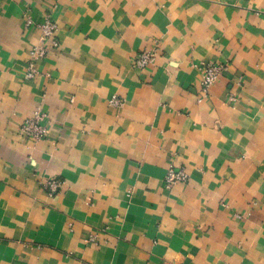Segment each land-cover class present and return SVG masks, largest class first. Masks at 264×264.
I'll return each instance as SVG.
<instances>
[{
  "label": "crops",
  "instance_id": "1",
  "mask_svg": "<svg viewBox=\"0 0 264 264\" xmlns=\"http://www.w3.org/2000/svg\"><path fill=\"white\" fill-rule=\"evenodd\" d=\"M48 13L61 46L28 79ZM0 264H264V0H0Z\"/></svg>",
  "mask_w": 264,
  "mask_h": 264
},
{
  "label": "built area",
  "instance_id": "2",
  "mask_svg": "<svg viewBox=\"0 0 264 264\" xmlns=\"http://www.w3.org/2000/svg\"><path fill=\"white\" fill-rule=\"evenodd\" d=\"M31 19L28 20V24H31ZM40 30L39 42L30 50L29 66L26 72V78L33 79L38 75L37 63L40 60L47 58L53 50H59L61 42L59 40L58 31L59 26L53 16L48 13L44 15L41 23L38 24ZM157 48L145 50L138 54L133 60V67L138 70H144L150 65L154 64L157 60ZM200 73L202 74V92L209 93L212 86L216 84L219 78L228 70V65L219 62H201L198 66ZM229 99L233 102L236 101V97L231 95ZM125 101L119 96H113L109 100L110 106L113 108H121ZM45 114L36 111L35 114L22 122L20 127V135L33 140L41 141L50 136V130L43 124ZM190 180V175L185 167L177 168L175 166L168 170L166 176V183L168 188H172L177 184H185ZM42 186L51 198L56 197L63 187V182L58 177H50L43 180ZM89 243L97 244L98 235L96 233L91 234L88 239Z\"/></svg>",
  "mask_w": 264,
  "mask_h": 264
}]
</instances>
